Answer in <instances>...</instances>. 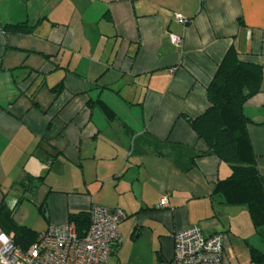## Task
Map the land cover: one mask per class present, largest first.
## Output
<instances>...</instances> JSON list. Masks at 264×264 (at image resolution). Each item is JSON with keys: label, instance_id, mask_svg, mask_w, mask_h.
I'll return each mask as SVG.
<instances>
[{"label": "crops", "instance_id": "crops-1", "mask_svg": "<svg viewBox=\"0 0 264 264\" xmlns=\"http://www.w3.org/2000/svg\"><path fill=\"white\" fill-rule=\"evenodd\" d=\"M22 22L30 31L7 27ZM230 46L262 67L243 112L264 176V0H0V201L13 215L16 199L34 196L43 230L92 204L120 207L111 254L132 244L160 264L174 232L199 225L224 234L222 264H241L231 245L248 248L243 229L255 228L245 206L212 195L230 167L189 123Z\"/></svg>", "mask_w": 264, "mask_h": 264}, {"label": "trees", "instance_id": "trees-1", "mask_svg": "<svg viewBox=\"0 0 264 264\" xmlns=\"http://www.w3.org/2000/svg\"><path fill=\"white\" fill-rule=\"evenodd\" d=\"M13 31L27 32L25 23L9 24ZM262 67L242 61L230 46L206 86L207 107L190 119V127L208 150L230 167V173L217 180L212 195L229 206H245L251 222L264 241V176L257 170L247 125L252 121L243 112L244 103L260 91ZM62 85L55 86L60 89ZM103 108L109 112L103 104ZM44 177L27 178L26 185L37 187ZM66 222L84 235L90 222L88 212L69 213ZM0 228L22 249L29 248L41 233L17 223L4 199L0 201ZM252 264H264V252L248 245Z\"/></svg>", "mask_w": 264, "mask_h": 264}, {"label": "built area", "instance_id": "built-area-1", "mask_svg": "<svg viewBox=\"0 0 264 264\" xmlns=\"http://www.w3.org/2000/svg\"><path fill=\"white\" fill-rule=\"evenodd\" d=\"M206 0H201L204 2ZM174 17L187 19L179 13ZM178 46L182 37L169 34ZM163 195L158 207H168ZM90 222L84 235H79L71 222L52 223L43 230L27 249L17 246L0 228V264H106L113 246L121 241L120 224L126 213L120 207L92 204ZM173 251L166 264H222L225 236L217 232L205 236L199 225H190L174 232Z\"/></svg>", "mask_w": 264, "mask_h": 264}, {"label": "rangeland", "instance_id": "rangeland-1", "mask_svg": "<svg viewBox=\"0 0 264 264\" xmlns=\"http://www.w3.org/2000/svg\"><path fill=\"white\" fill-rule=\"evenodd\" d=\"M29 196H31V200H27V198L16 199V202H19V204L14 210L13 216L19 223L29 226L33 230L40 232L46 225L44 209L39 208V200L38 202H34L36 198L34 196L32 197V195ZM121 228L122 227H120V230ZM243 230L244 238L247 239L251 245L260 249H264V241H262L258 233L251 225L248 226L247 230L245 227ZM231 247L232 252H235L233 248H237L235 254L237 255L240 263L248 264V248L245 246V244L242 241L234 240ZM134 251L135 246L126 243L122 248V252L111 254L106 264H160L158 261L154 262L148 257L137 258L134 255Z\"/></svg>", "mask_w": 264, "mask_h": 264}]
</instances>
